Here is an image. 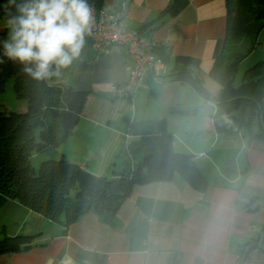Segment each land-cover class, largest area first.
Here are the masks:
<instances>
[{
    "label": "clouds",
    "instance_id": "clouds-1",
    "mask_svg": "<svg viewBox=\"0 0 264 264\" xmlns=\"http://www.w3.org/2000/svg\"><path fill=\"white\" fill-rule=\"evenodd\" d=\"M4 7L12 11L6 12L2 56L33 79L60 77L81 58L94 23L89 0H7ZM119 32L131 35L127 19ZM138 56L124 39L107 49L97 72L105 113L126 122L129 141L147 147L138 195L156 208L174 201L194 206L202 249L211 252L236 229L238 212L264 182V168L249 163L264 154V141L225 109L223 85L206 67L180 74L157 56ZM218 148L224 155L211 177L213 190L198 191L192 177Z\"/></svg>",
    "mask_w": 264,
    "mask_h": 264
},
{
    "label": "crops",
    "instance_id": "crops-1",
    "mask_svg": "<svg viewBox=\"0 0 264 264\" xmlns=\"http://www.w3.org/2000/svg\"><path fill=\"white\" fill-rule=\"evenodd\" d=\"M169 1L100 0L99 6L114 14L123 11L121 23L127 19L128 29L150 43L154 56L173 67L175 57H192L199 60L200 71L206 67L209 74L226 42L225 0H186L177 15L162 24L153 22ZM147 22L153 23L142 27ZM106 56L107 50L96 54L86 37L81 58L47 82L87 93L80 120L56 157L85 163L91 174L111 178L140 141H129L126 122H114L105 113L97 72ZM223 155L222 149L215 150L201 171L208 181L205 190H213L211 177ZM249 163L264 168V154ZM137 186L111 224L89 212L65 232L57 223L8 201L0 208V227L8 236L33 239L28 250L0 254V264H63L66 259L71 264H264V182L238 212L236 229L224 234L211 252L202 249V225L194 206L174 201L156 208L138 195Z\"/></svg>",
    "mask_w": 264,
    "mask_h": 264
},
{
    "label": "trees",
    "instance_id": "trees-1",
    "mask_svg": "<svg viewBox=\"0 0 264 264\" xmlns=\"http://www.w3.org/2000/svg\"><path fill=\"white\" fill-rule=\"evenodd\" d=\"M7 0H0V20L6 21ZM99 7L100 0H89ZM186 0H170L153 22L177 15ZM226 42H244V51L233 62L217 60L209 75L223 85V103L245 127L264 141V59L238 76L240 64L257 48L264 30V0H225ZM147 22L142 27H148ZM5 24L0 23V40L6 38ZM0 92L8 78L26 110H0V208L16 201L25 209L57 223L63 232L86 213L93 212L111 224L122 203L140 183V173L148 160L143 140L126 154L123 168L113 177L95 176L85 163H72L63 155L42 160L35 169L32 159L40 153L54 154L72 134L87 97L69 85H50L37 81L18 62L2 56L0 44ZM198 59L177 56L174 70L180 74L201 72ZM129 158H132L131 160ZM134 159V160H133ZM196 190H205L208 181L202 172L192 177ZM33 236H8L0 229V254L28 250ZM30 241V242H29ZM29 242V243H28Z\"/></svg>",
    "mask_w": 264,
    "mask_h": 264
},
{
    "label": "built area",
    "instance_id": "built-area-1",
    "mask_svg": "<svg viewBox=\"0 0 264 264\" xmlns=\"http://www.w3.org/2000/svg\"><path fill=\"white\" fill-rule=\"evenodd\" d=\"M93 10L94 23L91 35L88 36L92 49L96 54L104 53L117 40L124 39L130 42L131 48L138 53V60L145 54L153 55L150 52V43L145 41L138 31L129 30L130 36H122L119 32L123 11L118 14L111 13L91 4Z\"/></svg>",
    "mask_w": 264,
    "mask_h": 264
},
{
    "label": "rangeland",
    "instance_id": "rangeland-1",
    "mask_svg": "<svg viewBox=\"0 0 264 264\" xmlns=\"http://www.w3.org/2000/svg\"><path fill=\"white\" fill-rule=\"evenodd\" d=\"M0 23L5 24V21L0 20ZM258 42L259 44L256 50L246 60H244L240 64L239 71H238L239 77L242 75L244 70H246L248 67L264 59V30H262L261 33L259 34ZM244 47H245L244 42H234V41L228 40L227 42H225L223 46V50L221 52L219 60H222L225 63L233 62L235 60L237 53L244 51ZM26 107H27L26 101L19 99L13 91L12 78H8V80L4 84L2 91L0 92V110L1 111L7 110V111H13V112H23L26 110ZM52 157L57 158L54 154H51V153L50 154L48 153L37 154L32 159V164L34 168L36 169L42 160L52 158ZM129 159L131 160L132 158H129ZM0 229H3L4 233L7 235L4 227H0Z\"/></svg>",
    "mask_w": 264,
    "mask_h": 264
}]
</instances>
